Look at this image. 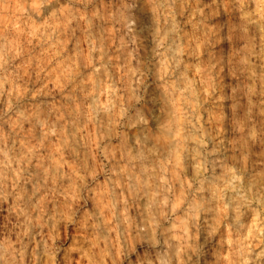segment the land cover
Listing matches in <instances>:
<instances>
[{"label": "clouds", "instance_id": "1", "mask_svg": "<svg viewBox=\"0 0 264 264\" xmlns=\"http://www.w3.org/2000/svg\"><path fill=\"white\" fill-rule=\"evenodd\" d=\"M0 264H264V0H0Z\"/></svg>", "mask_w": 264, "mask_h": 264}]
</instances>
